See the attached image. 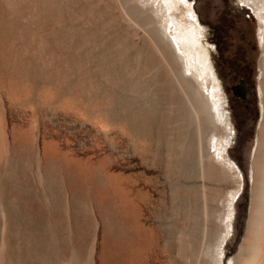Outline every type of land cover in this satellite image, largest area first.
<instances>
[{
    "label": "rangeland",
    "instance_id": "rangeland-1",
    "mask_svg": "<svg viewBox=\"0 0 264 264\" xmlns=\"http://www.w3.org/2000/svg\"><path fill=\"white\" fill-rule=\"evenodd\" d=\"M187 1L207 29L234 126L228 154L243 188L222 264H241L255 205L250 172L264 53L251 7ZM130 6L0 0V264H212L202 250L215 244L220 207L236 185L195 162L190 169L179 148L166 146L162 109L183 96L165 75L163 88L176 90L164 106L151 108L148 93L137 91ZM259 259L264 264V253Z\"/></svg>",
    "mask_w": 264,
    "mask_h": 264
},
{
    "label": "bare ground",
    "instance_id": "bare-ground-1",
    "mask_svg": "<svg viewBox=\"0 0 264 264\" xmlns=\"http://www.w3.org/2000/svg\"><path fill=\"white\" fill-rule=\"evenodd\" d=\"M125 1L131 5L130 8L133 10L132 13L125 12L128 21L132 24L131 29L129 30L128 28L127 33L130 39L137 41L136 45L134 44L137 54L134 62H138L141 67L140 72L134 76L135 82L139 78H137L138 75L142 81L141 85L137 86V91L145 92V95L148 93L147 103L152 106L151 108L155 105L158 107L160 103L164 106L162 102L167 101L165 97L167 98L166 94H169L166 91L167 87L165 89L161 84L163 82L162 75H165L166 78L163 77L166 79L165 81L168 80V77L173 81L175 80L183 96L181 100L178 99L179 101L175 102L177 98L174 100L173 93L176 88H173L174 86L172 85L174 92L169 90L170 94L172 93V97L170 94L168 97L173 98L174 102L168 98L172 103L171 106L168 105V107L170 106V111L166 108L167 106L163 107L164 118L159 116L162 118L160 120L164 123L163 126L170 130L167 129L170 132H168L169 134L167 132L164 133L166 129L164 130V127L158 122L160 125L157 127L161 126L163 129H160L162 130L160 134L164 133L168 136L164 135L167 137L165 139V143L167 142L166 146L170 145L177 147V149L179 148V151L174 150L180 152L179 155L182 154L181 157L185 164L191 163L189 167L195 162V168L200 167L204 172L206 169H215L225 180H231L236 185L235 190L225 198L220 207V212L217 216V224L220 227V231L215 244L205 245L202 250L205 261L212 264H222L223 245L233 229L236 202L243 188V174L228 154V149L234 140V126L226 109L225 90H223L220 77H218L212 61L213 47L208 42L207 29L201 25V21L197 18V14L187 0ZM236 2L240 8L243 5L252 8L254 20L258 26L259 45L264 53V0H236ZM137 30L142 34L140 41L134 37ZM154 48L160 51L163 57L162 60H155ZM165 50L168 51L171 57L170 60ZM259 78V95L262 99L260 106L261 122L250 172V180H252L254 186L253 201L255 205L249 225V236L240 249V258L243 259L241 264H262L263 262L259 258L264 253V247L260 244L262 240L264 241L263 68L260 69ZM162 90L165 91L162 92ZM163 95L164 97L162 98ZM175 95L174 97H176ZM160 112L161 114L163 113L162 111ZM131 131L132 133L129 131L130 138H133L131 136L135 134H133L134 131L132 129ZM135 139H137L136 136ZM138 141L135 140L134 142L138 144ZM135 146L137 145H134V148ZM168 151L171 150L169 149ZM174 154L176 155V152ZM174 154H172L173 157ZM193 170L195 171V169ZM123 212L125 213V210ZM127 215L132 217L129 213ZM135 222L137 221L134 220ZM135 226L139 227L137 224ZM140 227L142 228L141 224ZM140 231L143 232L141 229ZM182 234L184 235V233ZM185 237L186 235L183 238L189 241L190 237ZM250 241L255 243L251 246L253 252L251 255L244 257V254L250 248ZM227 264H237V260L230 259Z\"/></svg>",
    "mask_w": 264,
    "mask_h": 264
}]
</instances>
